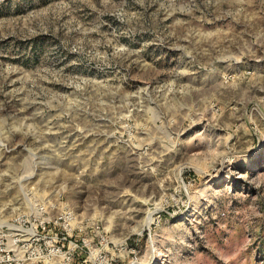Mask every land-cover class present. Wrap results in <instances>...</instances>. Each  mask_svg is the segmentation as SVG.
<instances>
[{
    "label": "rangeland",
    "instance_id": "1",
    "mask_svg": "<svg viewBox=\"0 0 264 264\" xmlns=\"http://www.w3.org/2000/svg\"><path fill=\"white\" fill-rule=\"evenodd\" d=\"M0 264H264V0H0Z\"/></svg>",
    "mask_w": 264,
    "mask_h": 264
}]
</instances>
